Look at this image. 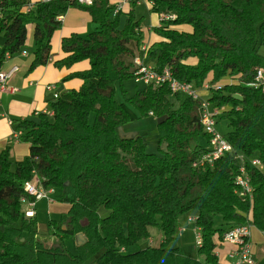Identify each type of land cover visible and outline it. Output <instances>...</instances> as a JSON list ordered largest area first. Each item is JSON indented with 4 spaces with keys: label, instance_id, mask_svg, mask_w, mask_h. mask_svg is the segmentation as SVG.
Returning a JSON list of instances; mask_svg holds the SVG:
<instances>
[{
    "label": "trees",
    "instance_id": "trees-1",
    "mask_svg": "<svg viewBox=\"0 0 264 264\" xmlns=\"http://www.w3.org/2000/svg\"><path fill=\"white\" fill-rule=\"evenodd\" d=\"M113 1L0 0V66L25 56L28 45V70L50 58L58 69L88 64L61 80L77 79L78 88L57 95L35 119L13 121L29 154L14 161L8 147L0 153V264H220L216 249L229 228L264 235V0H152L151 43L134 8L114 16ZM71 7L87 11L96 28L64 36L58 55L52 37ZM144 44L145 63L194 84L217 110L214 130L231 151L206 159L212 145L200 100L167 84L141 83L128 100L139 116L156 118L158 153H148L140 135L119 138L117 129L135 114L115 99L116 85L134 81L133 58ZM36 179L68 204L44 233L22 203L33 201L24 186ZM185 223L194 228L198 257L174 246Z\"/></svg>",
    "mask_w": 264,
    "mask_h": 264
},
{
    "label": "crops",
    "instance_id": "crops-1",
    "mask_svg": "<svg viewBox=\"0 0 264 264\" xmlns=\"http://www.w3.org/2000/svg\"><path fill=\"white\" fill-rule=\"evenodd\" d=\"M31 1L34 3L41 0ZM155 17L156 20L153 22V26L158 24L156 14ZM95 28L96 24L91 20V16L87 11L75 7L69 8L62 18L61 28L52 37V50L61 55L60 42L64 36H68L71 33L85 35ZM143 31L146 41L149 39L147 43L156 40V36L153 33L151 35L148 34L145 28H143ZM25 52V56H11L0 66L2 71H8L13 66L18 68L9 80L8 86L10 90L0 95V153L8 147L10 158L14 161H20L29 154V143L21 140L16 141L12 138L16 123L11 125L8 121L35 119L38 113L47 110L51 96L55 99L62 91H69L71 88H78L80 85V81L77 79L66 81L63 85L60 84L64 76L68 72L81 71L88 66L87 61H83L73 65L70 70H65L58 69L52 62H48L44 66L28 70L32 54H29L26 50ZM58 87L62 88L60 92H58ZM46 190L49 193L44 197L35 199L34 206L29 208L33 212V216L37 218V222L38 218L47 221L46 225L44 222L42 223L43 226L41 228L38 226L40 233H44L47 230L50 220L57 219L68 208L66 202L63 205L51 197L55 191L54 189L46 188ZM44 201L47 203L46 210L43 208L45 205ZM26 209L27 207L25 206L24 210ZM249 232L250 240L253 244L252 257L259 264V262L264 261V235L255 227H251ZM187 234L188 231L183 229L174 244L182 253H187V247L192 243V234L189 233L190 237H187ZM156 244H158V241ZM232 249L233 247L225 242L218 246L216 252L219 263H227L229 260L232 262L231 264L234 263V258L229 255Z\"/></svg>",
    "mask_w": 264,
    "mask_h": 264
},
{
    "label": "built area",
    "instance_id": "built-area-1",
    "mask_svg": "<svg viewBox=\"0 0 264 264\" xmlns=\"http://www.w3.org/2000/svg\"><path fill=\"white\" fill-rule=\"evenodd\" d=\"M50 1V0H41ZM81 6H91L95 0H70ZM141 4H146L152 6V0H115L112 8V14L115 16L117 13L129 10L131 7L135 8ZM173 17V16H172ZM171 18V17H170ZM140 54L133 58V63L136 67L134 74V81L136 83L143 84H167L171 92H180L193 100H200V121L204 128V131L211 137L212 150L206 156L208 161H213L221 157L224 153L231 151V147L225 142V140L216 133L214 130L215 117L217 115V110L210 107L209 103L205 98L201 96L199 88L194 84L188 82H180L174 79L168 69H162L161 71H156L150 64L145 63V53L146 45H142L140 48ZM51 58L49 59V62ZM17 70L16 66H13L8 71L0 70V95L5 93L7 90L10 78L13 76ZM262 73L259 71L257 73V79H260ZM207 84L202 86V89L207 88ZM9 124H13L11 120L8 121ZM22 132L20 130H14L12 133V138L16 141L20 140ZM256 163V162H253ZM240 182V181H239ZM24 190L27 194L33 196V201L28 202L22 199L24 210L26 216H33V212L29 210L34 206L35 199L44 197L49 193L46 188H43L38 180L33 182H28L24 186ZM23 207V208H24ZM249 232L246 226H238L229 228L223 235V242H228L232 244L233 249L230 251V257L234 258L233 264H257L252 257V245L248 241ZM196 244H201V239L199 235L196 238Z\"/></svg>",
    "mask_w": 264,
    "mask_h": 264
},
{
    "label": "rangeland",
    "instance_id": "rangeland-1",
    "mask_svg": "<svg viewBox=\"0 0 264 264\" xmlns=\"http://www.w3.org/2000/svg\"><path fill=\"white\" fill-rule=\"evenodd\" d=\"M113 3H114V1H113ZM150 7L151 6H148L146 4H141L139 6H136L134 8V15L137 19H139V18L141 19L142 27L145 28L147 30L148 34L151 35L152 34L151 28L153 27V22L156 20V17H155L154 13L150 12V9H149ZM119 20H120V23L123 24L124 20H125V15L121 14ZM147 41H149V39ZM0 42H1V37H0ZM32 48H33V46L28 45V46H26L25 49L29 54H32ZM73 80H75V79H72L71 81H73ZM64 83L65 82H62L60 84L63 85ZM142 87H143V85L141 83L137 84L133 80L123 82L122 85L117 84L116 89H115V99L119 102H125V104L128 106V108H131V110L135 114V118L123 126L124 131L125 132H133V133H136L137 135H140L145 140V142L147 143V152L148 153H158V136H157V129H156V118L152 115H147L145 117L139 116L138 112L131 107V104L128 101L130 99V97L137 90L141 89ZM9 90H10V88L8 87L5 92H7ZM61 90H62V88L58 87V92H60ZM62 93H64V92L62 91L60 94H62ZM54 100H55L54 97L51 96L50 102H52ZM217 130L220 134H224L227 130L225 123L219 122L217 124ZM67 193L69 194L70 191H67ZM51 197L54 200H59L60 193L57 190H55L53 192V194L51 195ZM59 203H61L63 205L65 204V202H63V201L59 202ZM44 204L45 205L43 208L46 210L47 203L44 201ZM43 222L46 225L47 221H43V219L41 220L38 218L39 228H41V226H43L42 225ZM184 226H185L184 231H188L187 237H190L189 233L192 234V243L187 247V253L188 254L185 252H183L182 254L198 257L197 247L194 243L193 227L191 224H188V223L187 224L185 223ZM158 232H159L158 229H152L151 242L157 243V241L160 240V234ZM225 243L233 246L232 244H230L228 242H225ZM65 244L68 247V249L73 251V246H72L73 242L71 239H67L65 241ZM147 245H148V243L146 241H143L138 245V247L134 248V250L138 249V248H144ZM263 262L264 261L259 262V264H262ZM231 263L232 262L229 260V262H227V263H220V264H231Z\"/></svg>",
    "mask_w": 264,
    "mask_h": 264
},
{
    "label": "water",
    "instance_id": "water-1",
    "mask_svg": "<svg viewBox=\"0 0 264 264\" xmlns=\"http://www.w3.org/2000/svg\"><path fill=\"white\" fill-rule=\"evenodd\" d=\"M234 98L237 99V100H241V97L238 96V95H234ZM162 120H164V117L158 118L157 119V123L160 124V122ZM117 131H118V136H119L120 139H130V138H133V137H135L137 135L136 133H133V132H125L122 126L119 127L117 129ZM65 227H66V225L63 224L62 228L64 229ZM76 239H77V244H81V243L84 242V238L81 235H78L76 237Z\"/></svg>",
    "mask_w": 264,
    "mask_h": 264
}]
</instances>
